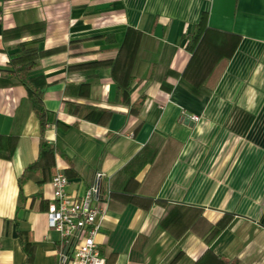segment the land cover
Returning a JSON list of instances; mask_svg holds the SVG:
<instances>
[{
    "label": "crops",
    "instance_id": "obj_1",
    "mask_svg": "<svg viewBox=\"0 0 264 264\" xmlns=\"http://www.w3.org/2000/svg\"><path fill=\"white\" fill-rule=\"evenodd\" d=\"M96 171L104 264H264V0H0V264L66 263Z\"/></svg>",
    "mask_w": 264,
    "mask_h": 264
},
{
    "label": "built area",
    "instance_id": "obj_2",
    "mask_svg": "<svg viewBox=\"0 0 264 264\" xmlns=\"http://www.w3.org/2000/svg\"><path fill=\"white\" fill-rule=\"evenodd\" d=\"M191 118L199 116L192 114ZM104 172L96 171L94 180L82 194L67 191L68 178L62 172L52 176L53 199L46 211L47 224L57 230L61 240H74L73 248L66 263L55 264H104L95 234L100 221L105 217L106 202L97 204L100 191V178Z\"/></svg>",
    "mask_w": 264,
    "mask_h": 264
},
{
    "label": "trees",
    "instance_id": "obj_3",
    "mask_svg": "<svg viewBox=\"0 0 264 264\" xmlns=\"http://www.w3.org/2000/svg\"><path fill=\"white\" fill-rule=\"evenodd\" d=\"M197 50H195L193 52V56L191 58V61L193 60V64L194 63L201 64V65L207 64L209 52H207V55L204 56L203 60L202 59L198 60V59H196V58H198V53L196 52ZM194 56H195V59H194ZM33 65H34L33 60L18 63L14 66L13 72L18 76L19 80L26 87L28 97L31 101L32 108L38 117L39 124L41 126L40 146L42 147V146L47 144V142L44 139L42 132L44 130L45 122L50 121L51 115L48 113V111L46 110V108L43 104V99H42V86L44 84L43 75L30 73ZM24 245L26 247V241H24ZM29 256H30V252H28V257Z\"/></svg>",
    "mask_w": 264,
    "mask_h": 264
}]
</instances>
